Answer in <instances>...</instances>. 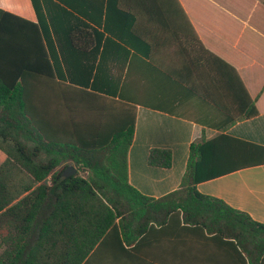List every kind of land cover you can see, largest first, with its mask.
Returning <instances> with one entry per match:
<instances>
[{
  "label": "trees",
  "instance_id": "trees-1",
  "mask_svg": "<svg viewBox=\"0 0 264 264\" xmlns=\"http://www.w3.org/2000/svg\"><path fill=\"white\" fill-rule=\"evenodd\" d=\"M31 3L41 23L42 12L48 11L52 23H57L53 26L57 36L60 14L71 15L65 7L77 10L70 0ZM147 5L143 10L152 15L161 10L155 2ZM138 11L130 13L139 15ZM11 19L26 27H17ZM139 21L123 42L141 41ZM87 41H93L88 30L70 29L73 47ZM41 43L39 25L0 9V150L7 157L0 165V264H92L100 250H134L132 246L150 230L173 223L199 232L204 239L228 244L238 264L264 260V224L222 200L201 195L196 188L201 182L264 165V146L223 134L194 142L179 188L159 199L142 195L130 185L127 169L136 106L100 98L104 105L97 110L91 99L69 94L62 97L61 115L35 113L27 94L28 68L23 64L27 59H22ZM213 59L218 63L212 67L192 61L186 68L194 74L191 82H182L168 69L154 68L221 109L229 125L257 117L255 101L237 71ZM215 94L224 95L225 104ZM147 164L169 169L172 153L151 149ZM69 166L76 173L64 177Z\"/></svg>",
  "mask_w": 264,
  "mask_h": 264
},
{
  "label": "crops",
  "instance_id": "crops-1",
  "mask_svg": "<svg viewBox=\"0 0 264 264\" xmlns=\"http://www.w3.org/2000/svg\"><path fill=\"white\" fill-rule=\"evenodd\" d=\"M149 2L157 3L161 10L153 15L143 10ZM70 3L77 10L65 7L71 15L60 14L57 36L53 27L57 23H52L46 9L41 23L31 0H0V9L39 25L41 31L42 43L35 44L22 59H27L23 64L28 68L27 94L33 110L47 116L61 115L62 97L69 94L91 99L90 104L97 105V110L104 105L100 98L134 104L135 133L127 169L130 185L142 195L159 199L179 188L194 142L223 134L264 146V0ZM131 9L139 10V15L130 13ZM138 19L141 41L123 42L130 38V29ZM9 21L26 27L17 20ZM76 27L88 30L93 41L78 42L73 47L69 32ZM212 56L237 71L255 101L257 117L229 125L221 109L192 94L175 77L154 68L168 69L182 82H191L194 74L186 68L194 60L212 67L218 63ZM224 97L214 95L221 104H225ZM154 148L171 151L169 169L147 164L148 153ZM6 158L0 150V165ZM196 188L201 195L222 200L264 224V165L201 182ZM132 247L134 250L124 252L100 250L92 264H238L228 244L204 239L199 232L183 230L176 223L150 230Z\"/></svg>",
  "mask_w": 264,
  "mask_h": 264
},
{
  "label": "water",
  "instance_id": "water-1",
  "mask_svg": "<svg viewBox=\"0 0 264 264\" xmlns=\"http://www.w3.org/2000/svg\"><path fill=\"white\" fill-rule=\"evenodd\" d=\"M75 173H76V169L73 168L72 166H69V167H67V169H66L65 172L63 173V176H64V177H68V176H71V175H73V174H75Z\"/></svg>",
  "mask_w": 264,
  "mask_h": 264
}]
</instances>
